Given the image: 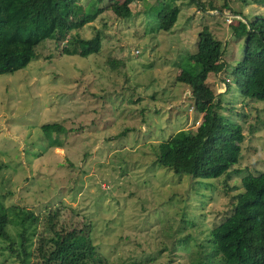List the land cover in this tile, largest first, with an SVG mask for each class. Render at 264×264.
<instances>
[{
	"label": "rangeland",
	"instance_id": "rangeland-1",
	"mask_svg": "<svg viewBox=\"0 0 264 264\" xmlns=\"http://www.w3.org/2000/svg\"><path fill=\"white\" fill-rule=\"evenodd\" d=\"M164 1H131V15L121 18L102 0L96 17L76 29L82 37L103 30L97 53H61L44 38L23 67L0 73L1 201L34 213L60 206L66 222L89 220L107 264H198L209 229L231 212L240 174L264 169V101L242 95L233 82L224 90L243 45L228 23L240 16L169 0L179 10L164 31L155 16ZM211 1L249 17L264 14L259 0ZM202 25L224 44V67L205 82L220 95V112L240 122L243 133L232 166L239 171L208 182L157 164L154 151L159 140L177 129L192 132L200 120L189 87L174 76L195 50ZM45 122L65 131L47 133ZM13 262L0 251V264Z\"/></svg>",
	"mask_w": 264,
	"mask_h": 264
},
{
	"label": "trees",
	"instance_id": "trees-1",
	"mask_svg": "<svg viewBox=\"0 0 264 264\" xmlns=\"http://www.w3.org/2000/svg\"><path fill=\"white\" fill-rule=\"evenodd\" d=\"M100 1L89 0L83 5L77 0H0V73L23 67L44 38L59 44L61 53H97L103 30L95 28L91 36L82 37L76 29L103 9L97 6ZM131 1L137 0H110L106 7L115 16L126 18L131 15ZM195 1L202 10L226 7L240 16L228 23L234 37H243V45L240 58L227 71L229 78H224V90L233 82L242 95L264 101V14L246 16L226 1L220 5L211 0ZM178 10L173 1L162 2L155 13L158 29L169 30ZM223 49L222 40L202 25L195 50L184 56L174 76L189 87L200 120L194 131L177 129L154 147L157 164L201 182L218 176L215 180H220L230 169L239 171L232 166L240 155L241 123L220 112V95L205 82L207 73L223 69ZM41 129L47 133L65 131L58 122L42 123ZM240 184L231 212L209 229L208 250L202 255L205 260L200 258L198 264H264V169L241 173ZM60 208L51 206L34 213L17 204L5 205L0 199V251L13 256L12 264H107L91 238L90 221L66 222Z\"/></svg>",
	"mask_w": 264,
	"mask_h": 264
}]
</instances>
